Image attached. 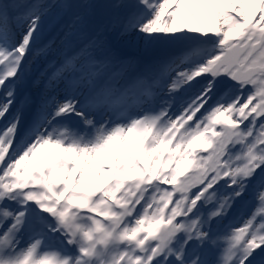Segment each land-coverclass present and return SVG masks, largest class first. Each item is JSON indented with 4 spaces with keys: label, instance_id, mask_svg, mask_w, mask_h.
<instances>
[{
    "label": "snow or ice",
    "instance_id": "obj_1",
    "mask_svg": "<svg viewBox=\"0 0 264 264\" xmlns=\"http://www.w3.org/2000/svg\"><path fill=\"white\" fill-rule=\"evenodd\" d=\"M0 264H264V0H0Z\"/></svg>",
    "mask_w": 264,
    "mask_h": 264
},
{
    "label": "rangeland",
    "instance_id": "obj_2",
    "mask_svg": "<svg viewBox=\"0 0 264 264\" xmlns=\"http://www.w3.org/2000/svg\"><path fill=\"white\" fill-rule=\"evenodd\" d=\"M125 53L128 54V55H135L137 54V50L133 47H126L124 49ZM239 211H243V209L241 208Z\"/></svg>",
    "mask_w": 264,
    "mask_h": 264
}]
</instances>
